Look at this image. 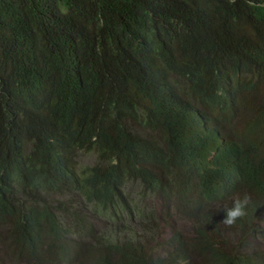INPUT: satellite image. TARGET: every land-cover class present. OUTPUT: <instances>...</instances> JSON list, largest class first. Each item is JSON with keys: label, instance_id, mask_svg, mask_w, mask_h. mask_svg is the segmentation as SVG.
Listing matches in <instances>:
<instances>
[{"label": "trees", "instance_id": "1", "mask_svg": "<svg viewBox=\"0 0 264 264\" xmlns=\"http://www.w3.org/2000/svg\"><path fill=\"white\" fill-rule=\"evenodd\" d=\"M197 113L227 121L221 167L246 160L257 168L264 0H0V230L19 256L38 261L40 230L54 221L40 202L48 190H67L77 151L98 161L75 180L81 196L112 213L128 207L127 182L160 194L176 186L179 197L199 189V208L221 201L218 187L207 186L219 170L199 183L189 176L198 155L220 150L193 134ZM245 212L229 227L256 239L261 209L248 202ZM223 219V210L210 213L199 238ZM100 240L92 255L112 264L106 259L120 247ZM221 245L209 264H264ZM199 246L208 249L204 239ZM122 256L125 264L183 258Z\"/></svg>", "mask_w": 264, "mask_h": 264}, {"label": "clouds", "instance_id": "2", "mask_svg": "<svg viewBox=\"0 0 264 264\" xmlns=\"http://www.w3.org/2000/svg\"><path fill=\"white\" fill-rule=\"evenodd\" d=\"M226 124V119L199 113L192 119L193 134L199 139L202 136L211 139L220 150H212L207 158L198 155L196 158L198 165L191 169L189 176L194 177L199 183L202 173L209 177L219 170L217 175L209 178L210 182L207 186L212 184L218 187L221 201L213 205H207L208 202H206L199 208V189L188 191L185 197L183 194L181 197L177 196L176 186L168 194L161 190L163 195L168 196L166 199L159 192H145L137 183L127 182L122 186V194L128 207L117 214L112 213L109 208L88 204L81 196L75 180L85 179L87 171L96 166L98 161L94 151H77L74 158L75 173L67 176L63 181L67 190L63 187L60 191L48 190L44 192V200L40 202V206L44 205L50 213L53 212L54 221H52L53 228L50 229L47 225L46 229L43 226L40 230L43 240L40 241L41 248L35 254L38 261L29 259L27 252L19 256L5 228L0 230V264H6V255L10 257V264H99L98 255H92L95 248L99 246V239L100 241L111 240L109 243L120 247L114 250L113 256L106 259L112 264H125L122 254L129 255L131 258L143 257L150 262V256L162 257L174 253L183 257L180 259L182 264H209L214 261L211 258L212 250L214 248L220 250L219 245L222 247V243H225L228 249L234 248L239 251L241 255L235 257H264V144L256 155V169L248 170L249 163L246 160L242 163L240 160H233V165L221 167L219 153L222 149H227ZM80 153L89 157L90 162L95 160L96 164L79 168L77 158ZM223 158H230V156L223 155ZM213 160H216L218 164ZM207 161L210 164H207ZM131 184L139 187L140 195H153L156 198V206L160 203L161 220L168 228L166 248H159L156 240L159 231L156 229L154 216L146 215L151 224L146 229L144 237L131 227L132 217L141 220L145 218L142 208L137 205L140 199H136L129 193ZM248 202H253L257 208L261 209V215L256 221L260 222L261 233L256 239H251L247 234L229 227L234 225L237 219L245 216ZM220 210L224 211V219L221 222L224 226H220L219 223L214 233H207L208 238H199V230L209 225L210 213L216 216ZM218 221L217 218L215 222ZM37 226H39V220L36 221V231ZM203 239L208 246L206 250L199 246ZM245 244L246 248L239 250ZM49 245L52 247L48 249ZM194 245H197V249L192 251ZM46 250H49L50 255L47 256Z\"/></svg>", "mask_w": 264, "mask_h": 264}, {"label": "rangeland", "instance_id": "3", "mask_svg": "<svg viewBox=\"0 0 264 264\" xmlns=\"http://www.w3.org/2000/svg\"><path fill=\"white\" fill-rule=\"evenodd\" d=\"M89 157L85 156V154L80 153L77 158V164L79 168H83L87 165L93 166L96 164L95 160H90L88 159ZM139 187L136 184H131L130 185V190L129 192L132 196H135L136 199H140V201L137 203L139 207L142 208L143 215L145 218L143 220L137 218V217H132V222H131V227L141 236H145L146 234V229H148V226H150L151 221L150 219L146 218V215H152L155 217V221L157 224V230L159 231V236L156 238V240L159 243V248L164 249L167 247V239H168V228L163 224L161 220V211L162 207L160 203L156 206V198L153 195H140L138 193ZM156 206V207H155ZM8 248V246H6ZM5 262L6 264H10V257L9 255L5 256Z\"/></svg>", "mask_w": 264, "mask_h": 264}]
</instances>
